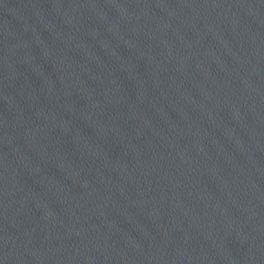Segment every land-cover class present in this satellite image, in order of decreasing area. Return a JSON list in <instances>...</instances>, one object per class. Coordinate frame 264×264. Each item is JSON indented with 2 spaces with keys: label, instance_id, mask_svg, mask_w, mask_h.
<instances>
[{
  "label": "water",
  "instance_id": "water-1",
  "mask_svg": "<svg viewBox=\"0 0 264 264\" xmlns=\"http://www.w3.org/2000/svg\"><path fill=\"white\" fill-rule=\"evenodd\" d=\"M0 264H264V0H0Z\"/></svg>",
  "mask_w": 264,
  "mask_h": 264
}]
</instances>
